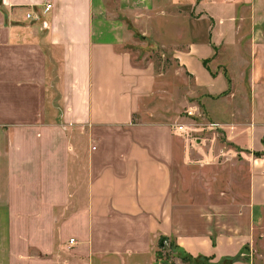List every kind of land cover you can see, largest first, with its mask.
I'll return each mask as SVG.
<instances>
[{"label":"crops","instance_id":"crops-1","mask_svg":"<svg viewBox=\"0 0 264 264\" xmlns=\"http://www.w3.org/2000/svg\"><path fill=\"white\" fill-rule=\"evenodd\" d=\"M135 28L174 46L184 95L135 59ZM200 91L248 191L216 194L213 150L175 127ZM256 231L264 0H0V264H157L173 243L195 263L264 264Z\"/></svg>","mask_w":264,"mask_h":264},{"label":"rangeland","instance_id":"rangeland-1","mask_svg":"<svg viewBox=\"0 0 264 264\" xmlns=\"http://www.w3.org/2000/svg\"><path fill=\"white\" fill-rule=\"evenodd\" d=\"M135 29L137 31L136 39L135 42L130 45L135 59L143 63L146 62L148 58L151 59L155 63L158 73L163 77L160 80V82H162L161 87L168 90L170 95L179 92H183L182 94L184 95L185 90L189 89V85H194V82L186 73L180 71L177 59L173 56L174 46L168 41L160 42L150 38H142V31L139 30V28ZM205 96L206 95H203V92L200 91L197 97L190 99V103L193 104V106L197 104L196 107L198 110L196 116L194 118L188 116V122L185 121L181 123L187 124L190 128H193L191 132L193 134L192 144H200L203 150H213L214 158L212 160L210 159V163H214L215 172L219 175L216 176L217 178L213 183L216 194H219V191L221 193V191L228 192V190L234 193L232 195L246 190L248 191L249 161L244 160L243 157H239L238 153H240V150L234 145V142L228 140L223 129L220 127L212 130L210 129L209 122L216 120L213 119L209 112ZM188 107L184 108L181 112V116L184 118H186L185 113ZM220 125L222 124L220 123ZM194 159L198 160L197 157H194ZM210 169L212 170L211 167ZM205 171H208V168H205ZM229 193L231 192L229 191ZM217 202H220V200ZM261 234V231L255 232L253 238V242H256V244H254L255 246H259L260 240L264 239ZM251 248V246L248 248L250 250V256ZM253 250L254 255L256 252L257 254L259 253V248L255 247ZM157 252V264H203V260H199L195 263L190 257H181L174 243L171 244L169 248L158 249Z\"/></svg>","mask_w":264,"mask_h":264},{"label":"built area","instance_id":"built-area-1","mask_svg":"<svg viewBox=\"0 0 264 264\" xmlns=\"http://www.w3.org/2000/svg\"><path fill=\"white\" fill-rule=\"evenodd\" d=\"M52 7V3H47L46 6H45V11H49L50 8ZM31 13H27V17L28 18H31ZM198 108L196 106H191L190 108H188L186 110V116H189L190 118H194L196 116V112H197ZM176 129L182 131V132H192L193 128H190V126H188L187 124H177L176 126ZM209 127L210 129H215V128H218L220 127V123L216 122V121H211L209 122ZM73 241V239H72Z\"/></svg>","mask_w":264,"mask_h":264},{"label":"water","instance_id":"water-1","mask_svg":"<svg viewBox=\"0 0 264 264\" xmlns=\"http://www.w3.org/2000/svg\"><path fill=\"white\" fill-rule=\"evenodd\" d=\"M165 241H166V238L163 237V238L161 239V245H162V246L164 245Z\"/></svg>","mask_w":264,"mask_h":264}]
</instances>
